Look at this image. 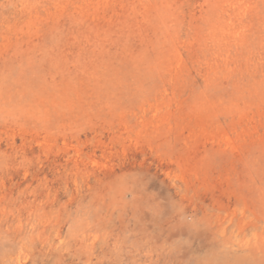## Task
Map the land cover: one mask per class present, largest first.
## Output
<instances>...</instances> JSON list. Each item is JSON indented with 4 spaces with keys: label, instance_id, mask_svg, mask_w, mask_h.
Returning a JSON list of instances; mask_svg holds the SVG:
<instances>
[{
    "label": "rangeland",
    "instance_id": "374dc122",
    "mask_svg": "<svg viewBox=\"0 0 264 264\" xmlns=\"http://www.w3.org/2000/svg\"><path fill=\"white\" fill-rule=\"evenodd\" d=\"M0 264H264V0H0Z\"/></svg>",
    "mask_w": 264,
    "mask_h": 264
}]
</instances>
